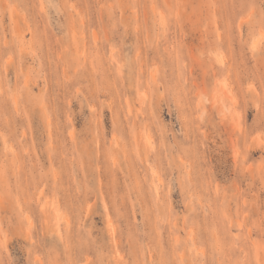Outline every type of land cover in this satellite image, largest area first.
<instances>
[{
  "label": "rangeland",
  "instance_id": "1",
  "mask_svg": "<svg viewBox=\"0 0 264 264\" xmlns=\"http://www.w3.org/2000/svg\"><path fill=\"white\" fill-rule=\"evenodd\" d=\"M0 264H264V0H0Z\"/></svg>",
  "mask_w": 264,
  "mask_h": 264
}]
</instances>
